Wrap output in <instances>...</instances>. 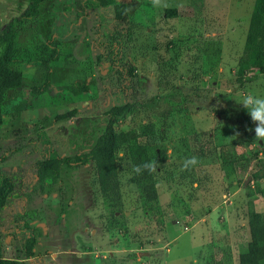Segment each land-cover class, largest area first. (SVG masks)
Here are the masks:
<instances>
[{"label": "rangeland", "instance_id": "374dc122", "mask_svg": "<svg viewBox=\"0 0 264 264\" xmlns=\"http://www.w3.org/2000/svg\"><path fill=\"white\" fill-rule=\"evenodd\" d=\"M31 0H0V28ZM93 1V2H91ZM45 0L37 17L17 27L24 87L6 94L0 172L15 190L0 219L4 257L25 264H240L250 242L249 213H264V141L237 102L264 97V74L241 65L257 0ZM58 44L51 87L37 59ZM239 87V79H251ZM78 82L89 86L76 96ZM114 128L136 131L160 169L161 212L142 205L131 163L119 152L122 201L103 197L93 164L64 167L41 182L46 160L100 148L115 107ZM75 111L66 119L62 115ZM249 129H253L249 131ZM239 133V135H237ZM199 163L185 170L186 158ZM250 182L246 185V181ZM36 238L34 257L28 240Z\"/></svg>", "mask_w": 264, "mask_h": 264}, {"label": "trees", "instance_id": "16d2710c", "mask_svg": "<svg viewBox=\"0 0 264 264\" xmlns=\"http://www.w3.org/2000/svg\"><path fill=\"white\" fill-rule=\"evenodd\" d=\"M45 0H31L27 9L21 17L10 21L0 28V132L4 124L2 106L6 94L10 91L20 90L24 87V72L17 58V27L22 25L28 18L37 17L40 13V6ZM93 2V1H91ZM93 7L114 6L116 18L124 20L127 17V6L119 4L116 0H99ZM38 61L48 72L47 82L42 87L33 88L35 94H44L51 87V73L53 63L60 57L58 44L48 41L38 50ZM241 65L246 68H253L260 74H264V0H257L255 13L249 28L245 49L241 58ZM251 79H239V87H242ZM89 86L86 83L78 82L73 86V93L76 96L87 93ZM127 107H115L110 113V121L104 134L100 137V148L75 157L57 158L44 161L38 170V177L41 182L48 179L58 181L64 167L87 166L93 164L96 170L101 193L111 204L120 205L122 201L121 183L119 175V152L124 150L126 158L131 163L132 171L137 165L145 162L157 161V170L154 172L143 171L137 174L133 171L132 182L137 186L140 193V200L145 209L149 212H161L158 184L159 170L167 162V154L164 150L156 149V157L153 159L150 149L143 143L136 131L117 132L114 128L118 119L121 118ZM75 111L62 115L66 119L73 116ZM248 139L252 140L250 133ZM259 181L264 179V174L255 176ZM15 190L13 179L0 172V219L7 207L8 201ZM249 229L251 240L240 252V264H264V213L251 211L249 213ZM36 238L28 240L27 256L34 257ZM0 264H25L19 260H9L4 257L3 243L0 237Z\"/></svg>", "mask_w": 264, "mask_h": 264}, {"label": "clouds", "instance_id": "9594fccd", "mask_svg": "<svg viewBox=\"0 0 264 264\" xmlns=\"http://www.w3.org/2000/svg\"><path fill=\"white\" fill-rule=\"evenodd\" d=\"M153 3L158 5L159 0H153ZM244 109L247 110L253 124L255 125L254 132L256 139L259 141H264V97L253 94L252 92L246 93L241 100L237 102ZM253 129H249L252 131ZM239 135V133H237ZM199 163V158L192 156L186 158L183 167L185 170L190 167H195ZM157 161L145 162L142 165H137L133 169L137 174H141L143 171L154 172L157 170Z\"/></svg>", "mask_w": 264, "mask_h": 264}, {"label": "water", "instance_id": "95a60500", "mask_svg": "<svg viewBox=\"0 0 264 264\" xmlns=\"http://www.w3.org/2000/svg\"><path fill=\"white\" fill-rule=\"evenodd\" d=\"M250 135H251L252 137L256 138V136H255V132H251ZM260 143L262 144L263 141H260ZM249 182H250V178L246 181V185H247Z\"/></svg>", "mask_w": 264, "mask_h": 264}]
</instances>
